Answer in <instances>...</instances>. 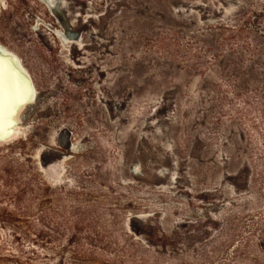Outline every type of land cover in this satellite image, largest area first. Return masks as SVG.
Here are the masks:
<instances>
[{
    "label": "rangeland",
    "instance_id": "rangeland-1",
    "mask_svg": "<svg viewBox=\"0 0 264 264\" xmlns=\"http://www.w3.org/2000/svg\"><path fill=\"white\" fill-rule=\"evenodd\" d=\"M50 2L0 0L1 264H264V0Z\"/></svg>",
    "mask_w": 264,
    "mask_h": 264
},
{
    "label": "bare ground",
    "instance_id": "bare-ground-1",
    "mask_svg": "<svg viewBox=\"0 0 264 264\" xmlns=\"http://www.w3.org/2000/svg\"><path fill=\"white\" fill-rule=\"evenodd\" d=\"M39 1L44 3L46 0ZM50 1L52 0H49L48 3H51ZM52 8H54L53 11H49V13L53 14V16L55 15L54 18L56 16L63 17L62 20L56 17V20L60 23L57 22V25L62 28L63 32L56 30L55 33L64 38L66 23L64 21V14L62 13L61 6L53 5ZM0 63L5 65L10 72V74L8 73L9 76L7 75V77H9L7 80H0V92L8 90L7 94L0 93V101H3L0 103V141H6L12 137V132L15 129V125L18 123L16 122L18 112L23 105L32 102V99L35 97V91L30 77L22 68L19 60L1 44ZM1 64L0 66L2 67ZM1 75H5L4 70L3 74H0V76ZM17 126L18 125H16V127Z\"/></svg>",
    "mask_w": 264,
    "mask_h": 264
},
{
    "label": "trees",
    "instance_id": "trees-1",
    "mask_svg": "<svg viewBox=\"0 0 264 264\" xmlns=\"http://www.w3.org/2000/svg\"><path fill=\"white\" fill-rule=\"evenodd\" d=\"M11 183H12L11 180L7 176L2 179V182H0V196L3 195L4 197H6L11 194V190H12ZM13 215L14 212L12 210V206L0 202V227L2 229L7 228V226H9V223H11V221L14 218ZM11 256H13V254H11ZM6 259H8L7 254L3 251L2 247H0V264L3 263V261H5ZM16 264H23V263L17 262Z\"/></svg>",
    "mask_w": 264,
    "mask_h": 264
},
{
    "label": "water",
    "instance_id": "water-1",
    "mask_svg": "<svg viewBox=\"0 0 264 264\" xmlns=\"http://www.w3.org/2000/svg\"><path fill=\"white\" fill-rule=\"evenodd\" d=\"M48 1H49V0H46V1H44V2L47 3V4H49ZM53 9H54V8L51 7V8H50V11H53ZM55 18H56V17H55ZM57 22L59 23L58 20H57ZM59 24H60V23H59ZM55 31H56V30H55ZM33 100H34V98L32 99V102H33ZM43 149H44V148H43Z\"/></svg>",
    "mask_w": 264,
    "mask_h": 264
}]
</instances>
